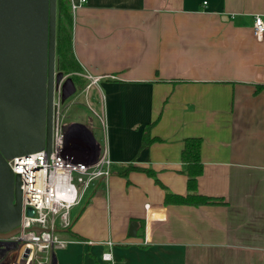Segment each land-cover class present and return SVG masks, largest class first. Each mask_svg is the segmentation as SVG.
Wrapping results in <instances>:
<instances>
[{
	"label": "crops",
	"instance_id": "crops-1",
	"mask_svg": "<svg viewBox=\"0 0 264 264\" xmlns=\"http://www.w3.org/2000/svg\"><path fill=\"white\" fill-rule=\"evenodd\" d=\"M256 15L264 18V0H88L77 8L74 52L106 132L98 140L86 130L113 165L71 208V231L57 230L68 244L46 264H264V33L253 32ZM90 75L99 80L88 87ZM148 127L159 140L141 148ZM187 137L202 139L197 191L224 204L164 203L167 190L188 193ZM107 251L112 261L102 258Z\"/></svg>",
	"mask_w": 264,
	"mask_h": 264
},
{
	"label": "water",
	"instance_id": "water-1",
	"mask_svg": "<svg viewBox=\"0 0 264 264\" xmlns=\"http://www.w3.org/2000/svg\"><path fill=\"white\" fill-rule=\"evenodd\" d=\"M56 28L57 0H0L2 250L20 249L19 243L8 241L20 231L22 216L21 176L13 172L9 160L44 148L51 153L55 91L61 86L65 101L77 90L73 78L57 70ZM137 226V221L130 223V235H136ZM29 252L26 249L24 257Z\"/></svg>",
	"mask_w": 264,
	"mask_h": 264
},
{
	"label": "built area",
	"instance_id": "built-area-1",
	"mask_svg": "<svg viewBox=\"0 0 264 264\" xmlns=\"http://www.w3.org/2000/svg\"><path fill=\"white\" fill-rule=\"evenodd\" d=\"M87 1L70 0L72 12ZM253 32L257 37L264 33L261 15L255 16ZM88 77V87L99 80L98 76ZM57 105L54 98L51 153L48 155L44 148L9 160L13 172L21 176L22 216L20 231L8 238L10 244L19 243L20 249L3 250L5 264H14L20 255L24 256L26 249H30L28 256L32 262L46 264L54 248L68 244L59 237L57 230L71 226V208L83 201L98 180H107L111 176L113 161L108 155V147L104 145L102 152L97 154L92 134L80 123L64 127ZM76 143L86 147L81 157L70 148ZM29 208L33 209L32 214L28 213ZM37 227L40 230H36ZM109 244L112 246V242ZM102 258L113 260L110 251L103 253Z\"/></svg>",
	"mask_w": 264,
	"mask_h": 264
},
{
	"label": "trees",
	"instance_id": "trees-1",
	"mask_svg": "<svg viewBox=\"0 0 264 264\" xmlns=\"http://www.w3.org/2000/svg\"><path fill=\"white\" fill-rule=\"evenodd\" d=\"M56 66L65 74H73L74 79L85 81V78L80 75L83 73V67L77 59L73 47V12L70 7V0H57ZM156 140L159 138L151 136L150 127H148L143 133L141 148L149 146ZM201 145L202 139L200 137H187L185 139L181 159L187 165L188 193L184 195L167 190L164 198L166 205L201 206L225 203L222 198L201 194L197 191V179L203 171ZM129 169L142 170L155 177V172L151 169L135 166H130ZM155 179L161 184L157 178ZM66 229L71 231V227ZM32 264H37V262L34 260Z\"/></svg>",
	"mask_w": 264,
	"mask_h": 264
},
{
	"label": "rangeland",
	"instance_id": "rangeland-1",
	"mask_svg": "<svg viewBox=\"0 0 264 264\" xmlns=\"http://www.w3.org/2000/svg\"><path fill=\"white\" fill-rule=\"evenodd\" d=\"M57 70L59 69L57 68ZM80 75L84 77L82 73H80ZM65 76L73 78L77 90L71 97H69L65 101L61 100V86H59V88H57L55 91V101L58 104L57 111L62 124L64 125V127H68L71 123L78 122L82 127H84V129L93 131L98 140H103L104 132H106V129L104 125L102 127V121L93 111L94 108L90 107L87 103L86 96L89 95V92L85 91L87 89L86 80L79 81L77 79H74L73 74H65ZM90 93L91 96L93 95V93L97 95V99L93 101V105L95 106V109L99 108L100 102L98 101H100L101 97L99 99L97 89L92 88ZM70 148L78 153L80 157L82 156V154H84V149H86V147L80 143H76V145L73 144L70 146ZM22 263L23 262H18V264Z\"/></svg>",
	"mask_w": 264,
	"mask_h": 264
},
{
	"label": "bare ground",
	"instance_id": "bare-ground-1",
	"mask_svg": "<svg viewBox=\"0 0 264 264\" xmlns=\"http://www.w3.org/2000/svg\"><path fill=\"white\" fill-rule=\"evenodd\" d=\"M18 260H20V261H23V262H25V264H30V260H31V257H24V256H19L18 257Z\"/></svg>",
	"mask_w": 264,
	"mask_h": 264
},
{
	"label": "flooded vegetation",
	"instance_id": "flooded-vegetation-1",
	"mask_svg": "<svg viewBox=\"0 0 264 264\" xmlns=\"http://www.w3.org/2000/svg\"><path fill=\"white\" fill-rule=\"evenodd\" d=\"M4 251L2 250V248L0 247V257H2V258H0V264H5L6 263V255H3L4 253H3Z\"/></svg>",
	"mask_w": 264,
	"mask_h": 264
}]
</instances>
